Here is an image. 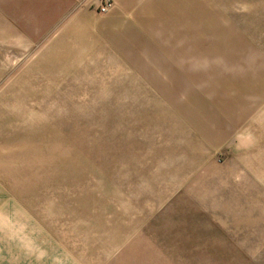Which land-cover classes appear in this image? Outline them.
Masks as SVG:
<instances>
[{
  "label": "rangeland",
  "instance_id": "1",
  "mask_svg": "<svg viewBox=\"0 0 264 264\" xmlns=\"http://www.w3.org/2000/svg\"><path fill=\"white\" fill-rule=\"evenodd\" d=\"M0 264H264V0H0Z\"/></svg>",
  "mask_w": 264,
  "mask_h": 264
},
{
  "label": "built area",
  "instance_id": "2",
  "mask_svg": "<svg viewBox=\"0 0 264 264\" xmlns=\"http://www.w3.org/2000/svg\"><path fill=\"white\" fill-rule=\"evenodd\" d=\"M107 2V1H106ZM107 5V4H106ZM106 5H102L101 7H100V9L102 10V11H104L105 9H106Z\"/></svg>",
  "mask_w": 264,
  "mask_h": 264
}]
</instances>
